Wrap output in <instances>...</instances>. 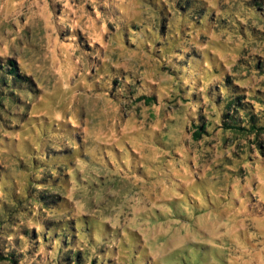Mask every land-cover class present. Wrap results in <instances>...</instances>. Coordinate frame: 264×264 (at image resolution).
Here are the masks:
<instances>
[{
  "label": "rangeland",
  "instance_id": "374dc122",
  "mask_svg": "<svg viewBox=\"0 0 264 264\" xmlns=\"http://www.w3.org/2000/svg\"><path fill=\"white\" fill-rule=\"evenodd\" d=\"M8 59L0 264L66 223L97 264H264V0H0ZM227 78L258 132L223 127Z\"/></svg>",
  "mask_w": 264,
  "mask_h": 264
},
{
  "label": "trees",
  "instance_id": "16d2710c",
  "mask_svg": "<svg viewBox=\"0 0 264 264\" xmlns=\"http://www.w3.org/2000/svg\"><path fill=\"white\" fill-rule=\"evenodd\" d=\"M225 81L226 83L224 84V86H229V88L231 86L235 94L233 93V97L229 98L227 101L225 99L223 100L221 112L223 127L232 131L239 132L248 130V126L250 125V130L252 132H258L259 127L255 122V116H253L252 114H248L247 109L244 107V104L241 101V99H243L245 95H242L239 90L234 88L228 78ZM30 84V80L22 75L19 66L13 59H8L5 62H0V104L5 100L13 98L12 96L16 91H18L19 87H21L20 89H28L27 87ZM210 94L212 93L209 91V95ZM217 94L220 95L219 92H217ZM142 96L147 100V104H151L152 102L158 103L156 96L153 94ZM236 107H238L239 109H237ZM224 110H226L227 112L224 113ZM231 110H233V112H231ZM241 112H245L243 115L244 118L241 117ZM243 123H245L246 125H243ZM209 126H211L210 120L207 121V119L203 116H200L199 121L193 119V130L191 132L193 138L195 140H200L203 137V134L208 133ZM39 199H47V196L40 195ZM50 201L54 202L55 200L51 199ZM73 228V225H68L67 223L63 225L61 233L59 232V229L55 231V228H49V230L47 231V236L45 234L44 236H42V241H45L47 246L48 244L50 245L52 243V240L54 242L59 241V243L62 244L60 252L56 256L57 260H51L50 258H48L49 253L46 255L45 252L42 253L40 250L38 251L39 253L33 255V260L40 256V258L43 257L47 260L46 264H55L54 261L56 262V264H97V261L95 259L96 257L91 258V261L89 262L88 260L90 257L89 254H87L88 258L86 259L87 255L85 254V248L78 247L74 249L75 247L73 241L74 239H76V235H74ZM32 237L35 236L32 235ZM14 246L17 248L19 245L15 242V244H13V247ZM32 248L33 247L29 249V252L32 251ZM83 253L85 254V257H83ZM18 254L19 256H16L15 251H13L8 254L6 259H8L12 264H21L20 252Z\"/></svg>",
  "mask_w": 264,
  "mask_h": 264
}]
</instances>
